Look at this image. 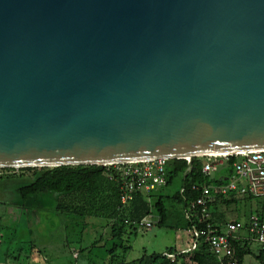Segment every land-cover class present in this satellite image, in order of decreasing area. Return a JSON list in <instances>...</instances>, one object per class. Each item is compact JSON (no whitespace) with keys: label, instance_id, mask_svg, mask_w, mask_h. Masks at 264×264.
I'll return each instance as SVG.
<instances>
[{"label":"water","instance_id":"1","mask_svg":"<svg viewBox=\"0 0 264 264\" xmlns=\"http://www.w3.org/2000/svg\"><path fill=\"white\" fill-rule=\"evenodd\" d=\"M264 149V0H0V168Z\"/></svg>","mask_w":264,"mask_h":264},{"label":"trees","instance_id":"2","mask_svg":"<svg viewBox=\"0 0 264 264\" xmlns=\"http://www.w3.org/2000/svg\"><path fill=\"white\" fill-rule=\"evenodd\" d=\"M232 160V157L224 160L223 166H218L214 172L217 175L213 176L202 171L205 163L204 157H194L191 167L186 172V159H169L166 165V184L159 188L167 187L176 178H179L180 182L174 193L163 195L153 190L149 195H145L138 190L126 204L121 203L126 178L112 165L20 167L19 170H29L32 173L29 175H5V177L17 176L25 180L17 190L18 200L21 204L44 199L52 206L56 214L62 215L64 218L74 215L85 219L86 216L91 215L109 220L110 238L117 239L118 243L115 241L107 249L105 258H108V262L106 264H224L210 253L207 243L203 241L198 250L179 253L173 262H170L164 252L177 253L178 250L175 247H169L163 252H143L139 258L128 262L124 257H119L116 251L118 247H121V253L126 252L129 246L122 243V236L125 233L135 234L138 230L135 222L143 217L156 213L157 225L164 226L169 217L166 201L181 206L186 229L190 230L192 226L201 229L205 222H209L214 225L213 228L222 230L225 224L224 226L218 225L215 221L220 214L219 205L236 203L240 199L251 201L253 197L242 195L237 198L235 195H218L207 203L206 207L210 210L211 215L201 222L199 221L202 219L201 208L192 209L190 206L192 202L202 196L205 186L225 183L231 177L233 174ZM5 169L14 170V168ZM43 195L50 197L53 195L54 198H44ZM257 214L264 218V204H261ZM233 249L238 264L243 263L246 255L254 254L251 243L233 241ZM255 256L264 264V250Z\"/></svg>","mask_w":264,"mask_h":264},{"label":"rangeland","instance_id":"3","mask_svg":"<svg viewBox=\"0 0 264 264\" xmlns=\"http://www.w3.org/2000/svg\"><path fill=\"white\" fill-rule=\"evenodd\" d=\"M31 173L18 168L0 169V176H3L0 177V251L5 246H10L12 251L20 248L19 264H106L107 249L115 241L118 243L117 239L110 238V221L91 215L85 219L74 215L64 218L56 214L44 199L21 204L17 190L25 180L5 175ZM179 182L180 179L176 178L171 185L155 191L170 195ZM52 196L43 195L53 199ZM165 204L169 214L166 224L158 226L157 214H150L147 219L152 226L122 236V243L129 248L121 253L122 249L118 247L116 253L119 257L128 262L139 258L143 252H163L169 247L180 249L191 244L192 236L186 229L181 206L169 201ZM261 204H264V198H253L251 201L240 199L236 203L220 204L218 208L220 212L227 211L228 219L243 221L251 212L257 214ZM256 251V245H253L254 254ZM254 254L246 255L242 264H262Z\"/></svg>","mask_w":264,"mask_h":264},{"label":"built area","instance_id":"4","mask_svg":"<svg viewBox=\"0 0 264 264\" xmlns=\"http://www.w3.org/2000/svg\"><path fill=\"white\" fill-rule=\"evenodd\" d=\"M203 173L209 175L218 169L221 162L232 157L233 174L222 184L207 185L203 188L202 196L192 202L191 208H201L202 219L209 218L211 212L206 205L216 196L246 195L253 198H264V149L229 153L225 155L205 154ZM169 159L157 158L142 161H127L111 163L116 170L122 172L126 178L121 203L126 204L133 197L135 191L149 195L153 190L166 184V165ZM5 169V168H0ZM143 217L135 222L137 229L152 226V223ZM204 219V220H205ZM214 225L205 222L203 228H190L191 244L177 253L164 252V255L173 262L179 253L198 250L200 243L206 242L208 249L219 261L224 264H238L233 249V241L256 244L264 250V218L258 214H251L246 223L228 221L222 230L213 228Z\"/></svg>","mask_w":264,"mask_h":264},{"label":"crops","instance_id":"5","mask_svg":"<svg viewBox=\"0 0 264 264\" xmlns=\"http://www.w3.org/2000/svg\"><path fill=\"white\" fill-rule=\"evenodd\" d=\"M224 164V162H221L220 163V165H223ZM219 165V166H220ZM235 196H237V198H240L242 195H235ZM236 202H238V201H236ZM14 203H16L15 201H14ZM226 212L227 211H222V212H220V214L217 216V218H216V223L218 224V225H222V226H224V224H226L228 221H236V219L235 220H232V219H228L227 217H226ZM251 214H253V212H251L249 215H248V217L245 219V220H243V221H241V222H243V223H246L247 222V220H248V218H249V216L251 215ZM238 221H240V220H238ZM253 245H256V244H251V249H252V251H253ZM188 247V246H187ZM176 248V247H175ZM185 247H182V248H180V249H178V248H176L177 250H181V249H184ZM17 249V248H16ZM256 249H257V251H256V253L254 254V256L255 255H258V254H260L261 253V249L256 245ZM2 251H0V264H19V260H21L20 258H19V255H21V249L19 248L17 251H12V250H10V246H5V247H3L2 249H1ZM20 253V254H19ZM254 253V252H253ZM256 257V256H255ZM258 259V258H257ZM259 260V259H258Z\"/></svg>","mask_w":264,"mask_h":264},{"label":"bare ground","instance_id":"6","mask_svg":"<svg viewBox=\"0 0 264 264\" xmlns=\"http://www.w3.org/2000/svg\"><path fill=\"white\" fill-rule=\"evenodd\" d=\"M213 155H225V154H229L227 152H214V153H211Z\"/></svg>","mask_w":264,"mask_h":264}]
</instances>
